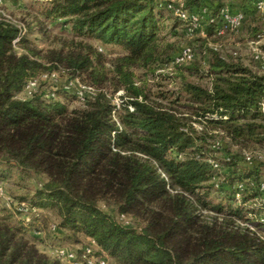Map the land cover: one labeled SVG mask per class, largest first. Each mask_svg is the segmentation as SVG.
<instances>
[{"label": "trees", "instance_id": "1", "mask_svg": "<svg viewBox=\"0 0 264 264\" xmlns=\"http://www.w3.org/2000/svg\"><path fill=\"white\" fill-rule=\"evenodd\" d=\"M174 1L42 3L44 19H62L78 36L124 50L111 79L101 69L103 55L87 43L79 42L66 53L47 50L49 66L33 46L16 53L13 40L19 28L0 21V161L46 176L28 198V222L16 218L24 206L0 205V264H64L40 247L43 238L37 234L51 228L41 209L52 211L63 239L78 245L81 237L91 238L100 249L96 253L106 251L117 264H264V199L259 190L264 160L247 164L245 151L217 159L209 142L221 136L242 150L264 151V74L204 43L206 66L201 67L194 50L192 60L175 64L184 70L179 71V91L173 105H164L148 99L144 83L136 84L130 69L150 68L175 56L159 49L158 36L165 12L186 24L168 8ZM182 1L189 11L205 7L213 19L205 34L217 36L224 2ZM254 1L246 0L241 9L255 13ZM21 42L25 36L16 43ZM59 66L83 76L97 90L82 106L68 109L59 100L27 93L26 85L41 70ZM185 72L207 78L208 85L186 80ZM108 79L113 91L126 92L119 107L103 89ZM183 96L185 112L177 108ZM238 183L245 187L238 188ZM209 191L223 194L228 204H212ZM256 199L260 201L245 214L243 206ZM100 203L118 216L131 217L135 225L123 224Z\"/></svg>", "mask_w": 264, "mask_h": 264}, {"label": "rangeland", "instance_id": "2", "mask_svg": "<svg viewBox=\"0 0 264 264\" xmlns=\"http://www.w3.org/2000/svg\"><path fill=\"white\" fill-rule=\"evenodd\" d=\"M221 2H224L225 5H229L232 8H245V6H247L246 0H221ZM42 3L47 4L48 0H4L2 5H0V10H3L17 23L26 27V31L23 35L25 36L26 42H21L14 46L16 53L20 54L21 52H26L27 49L25 46H33L41 50L40 54L42 57H40V60L46 66H49L48 55L46 54L47 50H62L63 53H66L74 46L78 48L79 46L77 44L79 42L83 44L87 43L92 46V49H97L103 55V65L101 69L106 72V78L111 79L113 65L117 62L120 63L119 58H122L125 54L124 50L117 45H102L97 40L78 36L77 33L72 30L70 24L64 23L62 19H44L39 12ZM204 29L205 27L190 32L186 24L177 22L171 14L165 12V16L160 21L158 29V36L160 37L159 49L173 57L179 52L183 45H192L196 58L202 62L201 67H205L207 64V51L203 52V50H207L205 48L207 46L214 47L217 48L221 55L225 57L230 55L238 56L242 62L252 70L264 74V15L248 13L238 32H226L223 35L207 36ZM256 32L261 33L260 37L257 39L254 37ZM206 36L207 39L205 40ZM251 42H254L253 46H256L262 55L258 60H255L252 56ZM204 43H206L207 46L204 45ZM100 46L102 48L101 50L98 49ZM130 69L133 72L136 84L140 85L144 83V92L149 100L164 105H173L171 100L175 99L176 92L179 91L180 87L181 76L179 71H184L183 69L170 66V60L156 66L151 65L150 68L134 65ZM51 73H53L54 76L50 77ZM185 78L188 81L208 85L207 78H200L196 74L192 75L185 72ZM110 79L105 81L103 89L107 92L112 103L119 107L122 104L121 102L126 100V92L122 88L113 91V85L110 83ZM33 80L35 82L31 85L30 92L40 94L49 101L59 100L64 103L68 109L82 106L81 103L84 101L80 100L76 94V90L80 85L93 87L83 76H73L62 66L52 70H41ZM61 92H65L75 99H66ZM22 95L26 96L27 94L23 93ZM182 104H187L184 96L177 108L179 111L185 112ZM209 142L213 149L212 154L216 156L217 159H222L225 155L230 153L243 154V151H245L244 153L253 155L257 154L255 151L264 152L256 147H250V150L254 151L242 150L238 145L230 143L226 137L221 136H216ZM220 171H226V168H220ZM45 180L46 176L43 174H34L29 170H20L14 164L7 166L0 161V205L10 208L14 203H23L25 210L22 212V215H16V218L20 219V217H22L24 219L27 215L26 210H28V198ZM207 198L212 204L220 202L226 206L229 202L220 192L209 191ZM8 199H11L10 206L6 203ZM260 199L250 201L243 206L244 213L246 214L248 209L254 207L253 204L260 201ZM99 206L103 211L112 214L123 224L135 225L131 217L124 216L122 219L121 216H118L117 213L113 211L112 207L106 206L103 203H100ZM40 212L47 216V224L50 225V227L57 223V218L53 215L52 211L41 209ZM261 217H264V210L261 211ZM240 224H242L241 221ZM246 224L251 225L252 223L246 222ZM37 236L43 238L40 247L43 251L48 253L56 246L78 249L81 245H86L91 247L94 251L100 250L96 242L91 238L81 237L80 244L76 245L70 242L71 240L63 239V235H60V231L51 230V228L46 229L43 233L37 234ZM102 251L107 255V264H117L106 251Z\"/></svg>", "mask_w": 264, "mask_h": 264}, {"label": "built area", "instance_id": "3", "mask_svg": "<svg viewBox=\"0 0 264 264\" xmlns=\"http://www.w3.org/2000/svg\"><path fill=\"white\" fill-rule=\"evenodd\" d=\"M47 1V0H46ZM4 0H0V5ZM168 8L172 11L173 14L177 15L181 20L186 22L188 30L190 32L203 29L209 22H212L213 19L209 18V13L205 7H201L197 11H189L184 7V2L182 0H175L173 3L168 4ZM253 9L255 13L264 15V0H255L253 2ZM219 19L221 25L216 27L215 33L217 35H223L226 32H238L243 25L244 20L246 19L247 13L241 8H232L229 5H222L219 8ZM0 21H5L7 23L15 24L19 28L18 36L13 40V45L15 46L17 41L22 37L26 31V27L22 24L17 23L9 14L0 10ZM205 30V29H204ZM251 50L252 56L255 60H258L262 57L260 51L256 46H253L252 43ZM194 57L193 49L190 45H183L179 52L173 57L170 61V66L175 64H180L183 62H188ZM54 76L53 73L50 74V77ZM34 80L28 82L25 89L27 93H30V87L34 84ZM96 89L92 86L80 85L76 94L78 98L82 101L85 100L87 96H92L96 93ZM89 94V95H87ZM140 100V99H138ZM130 109H132L130 107ZM197 129H201L199 125L194 124ZM254 158L258 160H264L263 153H257L256 155L250 153H244V161L247 164H251L254 161ZM213 167H217V163L211 160ZM238 188H243L245 185L243 183H238L236 185ZM259 190L261 191L260 198L264 199V182L260 183ZM8 206L11 203V199L6 200ZM24 204H17V207H22ZM25 210V209H24ZM123 219V215H121ZM25 222L29 221V216L24 217ZM51 230H56L55 225L51 226ZM50 253L62 261L64 264H107V255L105 252L101 251L96 253L91 247L87 246L80 251L68 248L66 246H56L53 248Z\"/></svg>", "mask_w": 264, "mask_h": 264}]
</instances>
